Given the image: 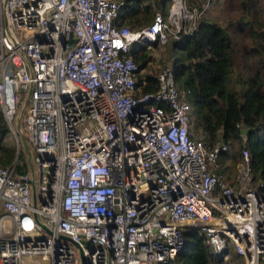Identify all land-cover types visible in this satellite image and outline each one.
I'll use <instances>...</instances> for the list:
<instances>
[{"label": "built area", "instance_id": "built-area-1", "mask_svg": "<svg viewBox=\"0 0 264 264\" xmlns=\"http://www.w3.org/2000/svg\"><path fill=\"white\" fill-rule=\"evenodd\" d=\"M122 3L0 0V107L18 148L20 131L31 148L27 169L15 170L19 157L0 164V264H179L185 224L218 260L231 243L243 264H264L248 149L226 178L228 143L194 131L171 65L140 91L129 54L136 40L189 32L201 7L171 0L130 27L115 22Z\"/></svg>", "mask_w": 264, "mask_h": 264}, {"label": "trees", "instance_id": "trees-1", "mask_svg": "<svg viewBox=\"0 0 264 264\" xmlns=\"http://www.w3.org/2000/svg\"><path fill=\"white\" fill-rule=\"evenodd\" d=\"M200 1L187 0V3L199 7ZM169 3L170 0H123L115 22L140 27L152 20L157 7L166 14ZM240 5L242 12L232 28L199 14L189 32L165 41L169 47L162 62L171 65L177 87L186 90L195 132L202 134L208 144L228 143L218 156L217 169L230 176L228 171L237 165L246 147L253 182L264 190V19L258 15L259 9L264 11V0H240ZM244 23L251 43L234 74L236 34L232 30L239 31ZM255 23L260 28H255ZM153 45L139 39L129 47V54L138 64L136 82L140 91L155 90L158 86L160 69L152 65ZM16 157L23 161L15 165V170L27 169L28 161L20 153L0 107V164L11 165ZM182 231L184 243L177 254L179 264H210L211 260L212 264H219L199 226L185 224ZM232 249L243 264V254L234 246Z\"/></svg>", "mask_w": 264, "mask_h": 264}, {"label": "rangeland", "instance_id": "rangeland-1", "mask_svg": "<svg viewBox=\"0 0 264 264\" xmlns=\"http://www.w3.org/2000/svg\"><path fill=\"white\" fill-rule=\"evenodd\" d=\"M170 3H171V0H170ZM170 3H169V5H170ZM185 4L188 5L187 0H185ZM195 5L198 6V4H195ZM195 5H193V6H195ZM199 5L201 6L200 9L202 10L200 12V14H203L205 16L213 18V19L217 20L219 23L228 26L229 28H232L233 22H235L236 19H238V15L242 12L240 0H201ZM258 15L260 18L264 19V11H262L261 9H259ZM198 16H199V14H197V17ZM248 17H251V14H249ZM195 19L193 21H195ZM259 21L262 22L261 20H259ZM262 23H263V27H264V21ZM254 25H255V28H260V26H258L256 23ZM232 32H235V34H236V37H235V62H234V65H235L234 74H236L237 70L240 68L241 63L243 62V60L245 58L244 57L245 56V50L248 47V45L251 43V37H250L249 31H248L247 24H245V23H244L242 29L239 28V31H237L235 28L232 30ZM169 38H172V37H168L164 41L153 42L154 45L152 46V53L154 55V61L152 62V65L155 66V68H157V69H160V67L162 65H164L162 62V59L165 58V55L168 52V47H169V43L168 42L165 43V41H168ZM166 64H168V63H166ZM194 131H195V128H194ZM13 137H14V135H13ZM14 139H15V137H14ZM30 149L31 148L29 146V150ZM19 151H20V153H23L25 155V158L27 157L26 152H25V148L22 147L21 145L19 146ZM19 159H20L19 161H23L22 158H19ZM228 172H229L230 176H228L226 178H228L232 181L235 180L237 178L238 165L231 167V169ZM252 183H253V185H255L254 184L255 182L250 181L251 185H252ZM231 246H234V245L231 243L229 244L228 254L224 258L222 256L221 260H219V264H234V262L237 260H238V264H241V262H239V259L236 257V255L233 254L234 249L230 250ZM212 255L214 256L213 253H212ZM243 263H244V261H243ZM210 264H212V260L210 261Z\"/></svg>", "mask_w": 264, "mask_h": 264}, {"label": "water", "instance_id": "water-1", "mask_svg": "<svg viewBox=\"0 0 264 264\" xmlns=\"http://www.w3.org/2000/svg\"><path fill=\"white\" fill-rule=\"evenodd\" d=\"M70 40L73 41L74 38H71ZM19 123H20V116L18 117L17 122H16L17 127H19ZM20 134H21V141H22L23 147L25 148V152H26L27 158H28V160H30V157H31L30 155L31 154H30V150H29V146L27 144L26 138H25V136L23 135V133L21 131H20ZM33 194H34V192H33ZM64 236H66L67 238H69L73 242H75L69 235H64ZM81 257H82V261H83V255L82 254H81ZM81 264H82V262H81Z\"/></svg>", "mask_w": 264, "mask_h": 264}]
</instances>
